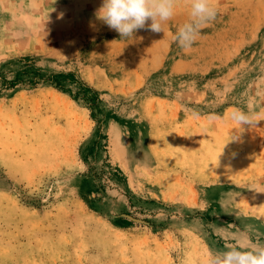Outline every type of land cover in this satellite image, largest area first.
<instances>
[{
	"label": "rangeland",
	"instance_id": "rangeland-1",
	"mask_svg": "<svg viewBox=\"0 0 264 264\" xmlns=\"http://www.w3.org/2000/svg\"><path fill=\"white\" fill-rule=\"evenodd\" d=\"M102 2L0 0V264H201L264 242V0H214L188 50L184 0L133 39Z\"/></svg>",
	"mask_w": 264,
	"mask_h": 264
},
{
	"label": "clouds",
	"instance_id": "clouds-1",
	"mask_svg": "<svg viewBox=\"0 0 264 264\" xmlns=\"http://www.w3.org/2000/svg\"><path fill=\"white\" fill-rule=\"evenodd\" d=\"M189 19L180 25L173 36L174 42L188 50L196 43L202 30L217 17L214 0H184ZM178 0H103L96 12L99 20L119 33L121 39L134 37L138 29L146 26L153 32H164L163 26L176 11ZM150 24H147L148 21ZM212 120L219 116L210 117ZM231 119L240 125L254 127L260 121L250 113L235 111ZM235 139V137H233ZM201 264H264V242H249L247 246L230 244L223 250H209Z\"/></svg>",
	"mask_w": 264,
	"mask_h": 264
}]
</instances>
